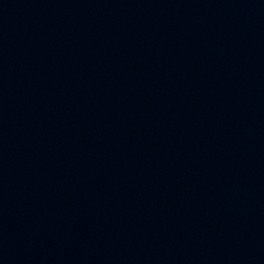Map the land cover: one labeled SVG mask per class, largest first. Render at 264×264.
Segmentation results:
<instances>
[{
  "label": "water",
  "instance_id": "1",
  "mask_svg": "<svg viewBox=\"0 0 264 264\" xmlns=\"http://www.w3.org/2000/svg\"><path fill=\"white\" fill-rule=\"evenodd\" d=\"M0 264H264V0H0Z\"/></svg>",
  "mask_w": 264,
  "mask_h": 264
}]
</instances>
